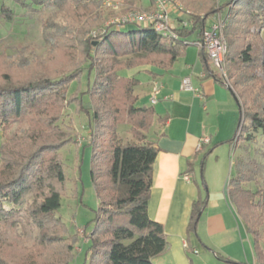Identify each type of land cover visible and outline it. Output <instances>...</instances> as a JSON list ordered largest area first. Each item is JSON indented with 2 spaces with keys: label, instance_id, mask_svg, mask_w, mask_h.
Segmentation results:
<instances>
[{
  "label": "trees",
  "instance_id": "16d2710c",
  "mask_svg": "<svg viewBox=\"0 0 264 264\" xmlns=\"http://www.w3.org/2000/svg\"><path fill=\"white\" fill-rule=\"evenodd\" d=\"M11 1L30 10L54 5L63 11L79 5L78 10H72L78 15L92 14L102 2ZM147 2L151 7V0ZM229 5L232 6L228 8ZM225 7L229 9L223 30L227 43L228 87L239 110L237 128L229 142L234 148L238 132L242 131L247 142L259 134L264 143V78L256 74L261 62L257 46L258 34L264 28V0H229ZM217 9L211 7L204 15L189 13L178 18L173 27L175 37L163 36L151 26L126 30L125 27L114 28L112 24L102 27L87 24L86 29L78 32L76 28L71 32L67 29L65 33L55 32L53 35L59 41L68 33L73 35L69 37L73 44L66 48L80 50V59L74 68L54 71L43 68L47 72L43 73L41 67L23 71L12 66L2 71L0 130L5 141L1 140L0 144V264H26L9 249H16L17 240L30 230L37 233V243H33L37 248L64 242L66 254L61 264L72 261L75 241L69 240L65 223L56 215L66 183L59 150L75 142L74 136L63 129L68 115L65 109L69 105L74 106L77 113L87 114L88 136L93 139L88 140L87 145L91 146L90 178L98 204L94 229L86 236L88 260L83 264H153L152 258L165 250L163 225L152 220L147 212L152 164L158 151L148 131L154 123H163L164 117L156 115L151 104L136 105L139 95L134 93V88L140 81L120 76L118 72L149 66L169 70L175 61L185 56L189 44L199 41L207 19ZM77 14L70 25L79 24L75 20ZM15 16L13 8L0 6L1 19L12 22ZM181 20H185L186 25ZM103 55L109 59L104 60ZM199 58L204 71L213 74L202 48ZM84 70L94 77L82 91L88 95V100L83 102L79 96L81 91L68 94V86ZM118 124L128 126L130 138H116ZM13 125L15 130L9 135ZM209 153L210 150L204 151L197 162L203 187V166ZM262 153L264 157V148ZM97 163L102 167H97ZM239 163L234 159L235 176L228 178L227 195L251 237L255 264H264L260 235V226L264 223V187L246 188L244 183L248 179L240 175ZM205 203V197L193 201L187 232H196Z\"/></svg>",
  "mask_w": 264,
  "mask_h": 264
},
{
  "label": "crops",
  "instance_id": "0c3cea01",
  "mask_svg": "<svg viewBox=\"0 0 264 264\" xmlns=\"http://www.w3.org/2000/svg\"><path fill=\"white\" fill-rule=\"evenodd\" d=\"M196 47L197 52L187 47L185 56L167 71L150 66L146 92L139 95V105L151 104L152 84H160V93L151 105L164 121L154 123L148 131L158 151L152 164L147 212L163 225L167 246L152 258V263L255 264L251 237L227 195V163H220L211 173L205 172V187L198 183L200 155L210 150L208 159L213 154L219 157L226 144L232 145L229 140L237 128L238 105L228 85L218 80V74L213 71L217 74L214 77L204 71L200 47ZM186 77L189 89L182 86ZM204 137L208 142L197 149ZM198 197L206 198L205 207L196 232H187L191 205Z\"/></svg>",
  "mask_w": 264,
  "mask_h": 264
},
{
  "label": "rangeland",
  "instance_id": "374dc122",
  "mask_svg": "<svg viewBox=\"0 0 264 264\" xmlns=\"http://www.w3.org/2000/svg\"><path fill=\"white\" fill-rule=\"evenodd\" d=\"M109 1L114 5L117 3L121 5L119 8L115 9L110 6H105L104 3L106 1L102 0L99 6L92 10V14L78 15L72 10H78L79 5L74 6L71 10L67 9L63 11L59 10V7L54 5H46L38 7L35 10H30L22 9V7L13 3L11 0H0V6L2 4L7 5L16 12V16L12 22H6L0 18V79L2 71L12 66H17L19 70L23 71H35L37 68L41 67V72L43 73H47L43 68L52 71L56 69L70 70L74 68L75 62L80 59V50L78 47L72 50L66 48L73 44L69 38L73 35L68 33L63 41H59L53 35L55 32V34L61 32L65 33L66 29L71 32L73 28H76L75 31L78 32L79 29H86L88 25L102 27V25H106L109 21L114 20L116 16H119L125 8H150L147 0H141L140 2H129L128 0ZM228 1L229 0H175L183 9L184 13L181 14L182 17H185L189 13L204 15L211 7L217 9V4L223 7L221 10L217 9L216 13L207 19V26L214 20L219 19L225 21L229 13L228 8L232 6L229 5L228 8L225 7ZM174 13L175 14L172 12L170 14L173 18L177 15L176 12ZM75 14H77L75 20H77L79 24L70 25L72 17ZM130 28L132 27L127 26L124 29L127 30ZM100 29L101 28H97L96 30ZM223 30L224 27L222 29V34L224 36ZM250 31L252 32L253 28H251ZM72 34H74L75 37V32H72ZM191 39H193V36L190 37V40ZM257 47L260 49L261 62L260 69L258 68V70H256V74L264 78V28H262L258 34ZM188 49L190 51L195 49V52H197L198 48L196 45L189 44ZM103 59L108 60L109 56L103 55ZM226 64L225 58V67L227 70ZM149 67L125 68L120 70L118 74L123 77H133L142 82V85H138L134 88V93L140 95L142 93L141 91L146 92V82L150 75ZM93 77V73L88 75V72L84 70L78 79L69 84L68 94L73 92L79 93L81 91L79 96H81L83 102L87 101L88 95L86 93L82 94V91L84 92L86 90L88 83H92ZM136 105H139L138 101ZM65 113L68 115L64 119L66 125H63V129L74 136L75 142L68 143L59 150L66 183L65 191L61 197L60 207L56 215L65 223L67 237H70L69 240L72 238L75 241L73 245L75 250L74 256L69 264H83L88 260L87 251L89 243L88 240H86V236H89L94 229L98 204L90 178L91 146L87 145V142H89L88 140H90L88 136V116L85 112L77 113V111L74 110V106L70 105L65 109ZM237 114L239 120L238 110ZM127 129L128 126L126 124H118L116 138L120 140L130 138ZM14 130L15 125H13L12 129L9 131V135L13 134ZM238 133L239 135H237L234 148L226 144L225 151L223 147L219 152V157L213 154L210 156L211 158L208 159L210 154L206 156L203 166V176H205V172L206 174L209 172L211 173L217 165L224 161L227 163L225 177L235 176V167L233 165L235 159L238 163L240 162L238 164L240 175H244L248 179L247 182L244 183L245 187L253 190L258 187L263 188V137L257 134L254 140L247 142L244 139L243 132L239 131ZM1 140L5 141L4 138H1ZM224 152L226 153L224 154ZM99 166L101 165L97 163V167ZM198 172L200 173L199 170ZM198 172L195 170L196 177L199 175ZM198 183L201 185V179L199 177ZM262 216L264 218V213ZM260 230L264 245V223L260 226ZM32 231L33 230H30L23 235L21 233V238L17 240V248L9 249L10 252L14 253L15 257L22 259L26 264L30 263L31 260H34L35 264H61L63 261V254H66V244L59 241L52 246L45 245L37 248L35 246L36 244H33L36 241L37 233ZM31 250L32 252H30Z\"/></svg>",
  "mask_w": 264,
  "mask_h": 264
},
{
  "label": "built area",
  "instance_id": "2783aa9c",
  "mask_svg": "<svg viewBox=\"0 0 264 264\" xmlns=\"http://www.w3.org/2000/svg\"><path fill=\"white\" fill-rule=\"evenodd\" d=\"M105 6L112 8H119L120 5L112 4L109 0H105ZM176 12L177 15L173 18L170 14ZM182 7L175 2V0H151V7L149 9H129L125 8L124 11L116 16L114 20L109 21L106 25H113L114 28L119 29L120 27H132L138 28L141 26H151L158 33L163 36L175 37L176 34L173 31L175 21L182 17ZM183 25H186L185 20H181ZM225 25L224 20H214L210 25L206 26L201 38L196 42V46L202 48L207 56L210 68L216 72L219 78L225 85H228L226 76L225 58L227 53V43L222 34V29ZM183 88H190L189 78H183ZM160 93V84L154 81L150 91V102L154 104L157 100V96ZM207 138H201L197 144V149H200L203 144L207 143ZM186 180L189 179L188 175H184Z\"/></svg>",
  "mask_w": 264,
  "mask_h": 264
}]
</instances>
